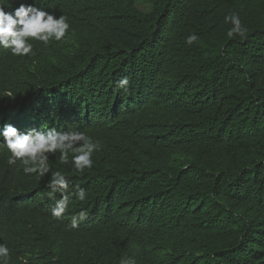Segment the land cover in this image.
<instances>
[{
  "label": "trees",
  "instance_id": "obj_1",
  "mask_svg": "<svg viewBox=\"0 0 264 264\" xmlns=\"http://www.w3.org/2000/svg\"><path fill=\"white\" fill-rule=\"evenodd\" d=\"M22 2L33 0L6 10ZM150 3L37 0L68 18L65 38L32 41L28 57L0 48V130H80L99 144L91 169L57 152L44 177L0 148L5 264H264V0ZM232 12L242 36L227 35ZM55 171L86 192L61 219Z\"/></svg>",
  "mask_w": 264,
  "mask_h": 264
},
{
  "label": "clouds",
  "instance_id": "obj_2",
  "mask_svg": "<svg viewBox=\"0 0 264 264\" xmlns=\"http://www.w3.org/2000/svg\"><path fill=\"white\" fill-rule=\"evenodd\" d=\"M6 0H0V48L9 50L15 57H28L35 55L32 41H40L48 46L51 41H61L65 38L70 23L64 15L56 18L54 13L33 3H20L12 10H6ZM225 23L232 27L227 35H244V28L238 14L232 12L225 16ZM198 36L191 34L186 38V45H192ZM130 80L122 77L117 82V87L124 92L129 91ZM15 97H13L14 99ZM0 148H6L9 155L8 164L20 161L25 175L35 174L44 177L51 172L49 154L60 153L62 163H71L73 169L83 173L93 166V154L99 150V144L93 138L80 130L60 131L55 127L45 130L29 129L21 132L11 124H6L0 130ZM71 154V156H70ZM50 199L60 198L51 207V215L55 219L64 217L69 208L70 198L75 196L79 201L86 200V192L79 186H72L69 179L61 172L55 171L47 184ZM88 212L82 209L71 217V227L77 228L79 222L86 220ZM10 257V249L5 243H0V264H5ZM27 264V261H24ZM121 264H135L131 258L122 259Z\"/></svg>",
  "mask_w": 264,
  "mask_h": 264
},
{
  "label": "rangeland",
  "instance_id": "obj_3",
  "mask_svg": "<svg viewBox=\"0 0 264 264\" xmlns=\"http://www.w3.org/2000/svg\"><path fill=\"white\" fill-rule=\"evenodd\" d=\"M135 3L142 12H149L151 10L150 0H135Z\"/></svg>",
  "mask_w": 264,
  "mask_h": 264
}]
</instances>
